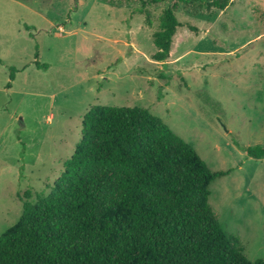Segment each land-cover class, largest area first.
<instances>
[{
  "label": "rangeland",
  "instance_id": "1",
  "mask_svg": "<svg viewBox=\"0 0 264 264\" xmlns=\"http://www.w3.org/2000/svg\"><path fill=\"white\" fill-rule=\"evenodd\" d=\"M138 11L102 0H0V237L27 202L52 193L92 108L139 107L212 171L230 172L211 185L210 204L248 259L264 260V159L244 150L264 147V0L212 13L182 5L166 63L153 60L163 9L153 28ZM101 197L109 208L117 195Z\"/></svg>",
  "mask_w": 264,
  "mask_h": 264
},
{
  "label": "trees",
  "instance_id": "2",
  "mask_svg": "<svg viewBox=\"0 0 264 264\" xmlns=\"http://www.w3.org/2000/svg\"><path fill=\"white\" fill-rule=\"evenodd\" d=\"M102 1L114 8L138 4L149 28L153 11L163 9L153 35L158 63L171 58L182 5L199 4L210 13L233 5V0ZM37 67L48 68L39 62ZM244 150L264 159L263 146ZM229 174L212 171L148 109L96 106L85 116L83 138L52 193L27 202L20 221L0 237V264H264L248 259L210 204L211 185ZM115 194L114 204L105 208L101 196Z\"/></svg>",
  "mask_w": 264,
  "mask_h": 264
}]
</instances>
